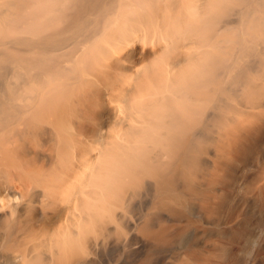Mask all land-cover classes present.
<instances>
[{
  "label": "rangeland",
  "instance_id": "1",
  "mask_svg": "<svg viewBox=\"0 0 264 264\" xmlns=\"http://www.w3.org/2000/svg\"><path fill=\"white\" fill-rule=\"evenodd\" d=\"M206 2L66 0L60 11L55 1L53 15L39 21L47 25L25 36L34 49L26 57L32 61L23 60L30 64L23 65V48L14 54L20 58L3 62L17 72L14 79L0 75V264H20L14 260L19 252L27 264H71L87 251V234L69 235L75 256L62 260L56 240L72 224L68 203L82 186L74 180L92 149L112 134L134 132L117 122L111 99L147 120L142 144L114 152L117 172L130 165L122 182L129 177L128 186L142 173L137 181L158 179L165 170L160 181L167 188L151 191L154 198L128 211L134 227L117 219L113 185L99 184L92 202L76 200L91 214L81 223L92 233L119 220V232L130 230L134 244L144 242L142 248L131 242L127 256L110 255L101 264H264V47L230 75L221 72L236 51L231 39L216 47L208 41L206 57L188 58L190 47L205 41L201 24L211 25L209 16L202 23L192 17L193 8L206 11ZM256 33L264 39V28ZM197 127L204 131L185 162L182 152L174 153L186 142L178 138ZM168 144L174 154L164 151L167 160L157 164L154 148ZM175 156L186 164L175 163ZM165 165L173 166L170 174ZM120 183H114L117 195L125 191ZM47 250L55 253L53 261Z\"/></svg>",
  "mask_w": 264,
  "mask_h": 264
},
{
  "label": "bare ground",
  "instance_id": "2",
  "mask_svg": "<svg viewBox=\"0 0 264 264\" xmlns=\"http://www.w3.org/2000/svg\"><path fill=\"white\" fill-rule=\"evenodd\" d=\"M55 1H56L57 5L59 3H61L60 6H58V7L56 5V8H58L57 10L62 11L66 0H64V1L63 0H55ZM55 1L53 2L52 0L51 1L50 0H0V75L4 76V77H2L3 78L2 80H4V78L6 77V74L13 75L14 74V72H12L13 70L15 71L14 75L16 76L17 69H15V68H17V67H15L13 70H10V69H12V67H14V66H11L13 64H10L12 62H9V64H6V65L11 66V67L4 65L5 62L11 61V60H8V57L12 59V57L14 58V57L18 56L20 58L22 55H24V58H22V61L24 59L28 60L27 59L28 57H32L29 55V52L31 54L34 49L33 50L31 49L32 44L29 42V38H31L30 37L31 34H29V33L32 32L34 28H38L40 26H41L40 28H42L45 25H47L46 22H39V21H41V20L45 21L51 12H52L51 15H53V13H54L53 10L55 9V7L53 9L52 6L55 5L54 4ZM70 1L72 3V0H70ZM73 1H75V3H76L77 0H73ZM50 2H52L53 4ZM72 4H71V6L73 7ZM206 4H207L206 5V7H207L206 11L202 12V13L198 12L195 8H193L192 9V17L194 18L195 21L200 22L201 20H205V18H207L209 16L210 18H208L206 20H209L211 25L210 24H209L210 26L208 25V23H209L208 21L206 23V25H208V26H206V27L204 24H201L198 32L200 31L199 34H201V36L204 37L205 41H202L203 43L200 45L191 46L189 51L187 52V57L188 58H196V57L202 58L203 56H205L204 54H206L205 52H207V48L211 46V44L209 42H212V45L216 47V46H218L219 43H221L222 41H225L226 39H228L227 41H229V42L232 40L233 42L232 41L231 42H232V44L234 43V47L236 48V51H234L235 48L232 46L234 48L232 51H234V52L232 53V55H229L230 58L225 59V60H227V62L226 61L224 62L226 64V66H225L223 71H222L223 68H221V71L223 73L220 71L221 74H223V75H230V73H232L233 70H235L239 66H241L244 58H246L250 53H256L258 51V49H261L264 47V39L257 37V33H256L258 30H260V29L262 30L264 28V0H208V2H206ZM65 7H66V5H65ZM46 16H47V18H46ZM44 17H45V20L43 19ZM202 22H204V21H201L200 23H202ZM40 23H41V25H40ZM43 23H45V24H43ZM26 35H28L29 38H28V36L25 37ZM31 42H32V40H31ZM29 46H30V49H29ZM20 49H22L21 52H23V53L20 52L21 56H19V54H17L15 56L14 54L18 53L20 51ZM42 52L45 53L44 51H42ZM206 56H207V54H206ZM26 60L23 61V65L32 61V59H31V61H29L30 58H29L28 62ZM28 64H30V63H28ZM11 75H9V76H11ZM14 75H13V79H14ZM7 77L5 78V80L7 79ZM1 82L2 81L0 80V84H1ZM111 102L117 110V122L119 124L126 125V127H128L129 130L131 129L132 132L133 131L134 132L133 133H131L130 131L124 132V133L117 132L116 134H112L108 137L106 144H102V143L96 144L94 149H92L93 151H92V154L90 156L91 159L88 158L90 161L86 160L83 163L81 170L78 172V174L75 177L74 181L75 182L80 181V183H82V186H81L80 191L78 192L79 195L78 196L76 195L77 197L75 198V201H71V203H68V208H69L68 218L71 220L72 224H70L66 228L65 232L62 233L61 236L57 238L56 244H57L58 248H61L60 255H61L62 260L69 259V256H72V255H73L72 258H70V259L73 260V257L75 256V253L73 254V251H72V243H71V238L69 239V235H82V234L86 235L87 234V236L89 237V238L87 237V239H89V246H88L89 248L87 247L88 248L87 251L85 250L83 252V254L80 253L82 255H80V256L76 255V256H78V257H76V259L77 258L78 259L77 260L75 259L76 261L73 260L74 261L73 262V261L69 260V261H71V264H101L102 261L104 263V260L106 261V259L110 258V255L113 256L114 254H115L114 256H118V255L121 256L122 255V257H125L123 255L126 254V256H127V253H129L128 252L129 245L132 242V240L134 239L133 238L134 236L131 235L130 230H129L130 234L129 233L126 234L125 232H122L121 229H120L121 232H119V230H118L120 228L119 224H118L119 220L117 222L114 221V222H109L106 224L104 223L105 225H103L102 228L99 225V227L101 229L100 230L98 229L97 233L96 232L92 233L93 232L91 230L92 226L90 224L87 223V224L83 225L81 223L83 218H85V217L87 218L88 216H91V214L89 212H85L83 209L79 208L77 205V202H76L77 199L83 200L85 202H92L91 197H93V194H94V192H96V190H99L98 189L99 184L106 186V189L112 187V185H113L116 189H114V187H112L111 189H109V191H111V193H113L114 191L116 192V190L119 189L117 187H120V186H118V184L114 185V183L115 182L116 183L122 182L123 178H125L126 175L130 174V172L128 171L130 165L128 168H127V166H126V168L124 167L125 172H127V171L129 172V173L127 172L128 174H126L124 172V169L123 170L120 169L121 171L117 172V171H119V169L114 168V163H115L114 160L116 159L115 156H116L117 150L119 148L130 149L135 144H142L143 143L142 137L145 136V131L147 130V129H145L147 126V120L140 113L133 114L132 112H130L127 109V107L121 101H116L114 99H111ZM212 111H213L212 109H209L208 111H205L206 113H204V112L203 113H204V115L206 114L205 117H207L208 115L213 113ZM173 123L174 124H172V122H171V124H172L171 128L172 129H174L173 126L175 125V120L173 121ZM179 125H181V124H179ZM171 128L169 130H172ZM177 129H178V126H177ZM189 130L184 132V134L188 133V135L190 137L188 136V138L187 137L185 138V135H184L183 136L184 138H182L183 134H180V137L178 138V139L181 138L182 141L185 139V141H186L185 145L181 144L184 141L179 143V144H181L180 148L178 147L179 144H177L178 149L177 148L176 149L178 151L174 148V145H173V149L176 150V151L174 150V153L175 152H177L179 154L181 152L183 153V155H182V156H184L183 161L185 160V157H187V155L192 151L191 150L192 146H194V147L196 146V144L198 143V141L200 139L199 135L202 134L204 131L203 127H199V128L197 127L196 131H194L192 129L194 131V133L189 134V132H188ZM192 130H191V132H192ZM176 131H174V134L177 135ZM181 131H183V130H181ZM135 132L136 133L138 132V133L136 134ZM155 133L156 132H154V136L156 135ZM160 133L157 132V134H160ZM152 135H153V133H152ZM152 135H150V136H152ZM167 136H169V134H167ZM173 137L174 136H170L169 138L172 139ZM161 138H162V136H161ZM175 139H174V141L173 140L172 141L176 143ZM181 139H180V141H181ZM152 140H154V139H152ZM159 141L161 144L164 143L161 140H159ZM180 141H178V142H180ZM156 143H154V144H156ZM158 143H157V145L161 147V144L159 143L160 144L159 145ZM171 144H173V143H171ZM157 145H156V149L154 148V150H156V151H154L152 153L153 154L152 158L155 159L156 163H157L158 159H160L161 157H162L161 158L162 160L165 159V161H166L167 160L166 157L164 158L163 156H165L166 152H168L167 147L169 148L170 144H168V146H166V147H165V145H167V144H165L164 146L162 145L164 147V148L162 147V150L160 148H158ZM181 146L183 147L182 151H181ZM170 147L172 148V146H170ZM188 147H190V150H188L189 149ZM163 149H166V150H163ZM164 151H166L165 155L162 156V154H164ZM170 151L173 152V150H171V149L169 150V152ZM188 151H190V152H188ZM114 152H116V153H114ZM170 153L167 155H170ZM174 153H171V154L173 155ZM175 155H178V154H175ZM171 156H169L170 159H172ZM172 157L174 158V156H172ZM177 157L175 156V163H177V161L179 162L178 158H182L181 156L178 158ZM188 157H190V156H188ZM188 157H187V159H189ZM167 158H168V156H167ZM161 159H160V161H162ZM183 161L179 162V163H183ZM185 162H186V160H185ZM185 162L183 164H186ZM167 163H168V161H167ZM167 163H166V165H167ZM169 163H170V160H169ZM157 164H156V167L161 170L162 167H159L161 164H159V165H157ZM164 164H165V162H164ZM166 165H165V169H169L171 167V166L170 167L167 166V168H166ZM172 165L174 166L173 169H175V165L173 164V162H172ZM177 166H178V164H177ZM131 167H134V166H131ZM136 167H138V166H136V164H135L134 170L136 171V173L141 174L142 172L138 171L139 167L138 168H136ZM179 167H180V164H179ZM163 168H164V165H163ZM126 169H128V170L126 171ZM173 169H172V171L174 172ZM176 169H177V167H176ZM115 170H116V172H115ZM132 170L130 169V171H132ZM112 171H113V174H111ZM157 171H158V169H157ZM161 172L162 173H160V174H163V175L158 177V179H155V178H157L155 175L153 177L147 176V178L144 177L143 180L137 181L139 179V177H138L139 175L135 176L134 178H138V179L135 182H132L134 179L130 178L133 180L130 183L127 181L129 184H128V186H126V183H124V182L129 179L130 175H128L129 177H126L127 179H125L124 182L120 183L122 185L125 184L124 185L125 191L122 190V191H124L122 193L119 190L120 194H122V195H120V194L117 195L118 191L116 192V194L113 193L114 195L112 194V196H111V193L109 194L110 197H113V198L117 197V199L115 198L117 200V203H118L117 204L118 206L116 209V217L118 216L117 219L123 220V223L127 222V225L129 224L132 227L137 225L136 221L133 218H131V216L130 217L128 216L129 215L128 211L132 210V208H134V209L139 208V207L141 208L144 206V204H146L147 200H150V197H151V199L154 198V197H152V195H151L152 193L150 194V192L155 191V193H156L159 190V188L164 185V184L162 185L160 179L162 178V176H164L165 170H161ZM173 172H171V174ZM116 173H123L125 175L122 177L123 174L122 175L120 174V179H119L118 178L119 174H116ZM168 173L170 174V169H169ZM157 174H158V172H157ZM141 175L144 176L143 173ZM142 176H140V179H142ZM115 177L121 181L117 182L118 180H116ZM131 177H133V176H131ZM170 179L167 178L168 181ZM163 180L162 181L164 183L168 182L166 179H163ZM173 181H174V179H173ZM171 183H172V181L169 182L168 185L172 186ZM165 187L167 188V185ZM166 188H165V190H166ZM163 189H162V191L164 192L165 190H163ZM158 192L156 194H158ZM105 204H107V202ZM106 206H104V207L107 208ZM142 216H140V217L142 218ZM140 217L138 215L137 219L140 220ZM133 229H136V227ZM133 229H132V231H133ZM133 234H135V233H133ZM132 243H133V245L136 244V247H138V248L145 247L144 242L142 240L137 239L135 241V244H134V242H132ZM33 251L34 250H32V252ZM35 253L37 254V252H35ZM43 254L46 256V259H49V261H51V260L53 261L55 258V253L52 250H47V251L43 252ZM32 256L34 257L36 255L32 254ZM120 256H119V258H120ZM14 258H15L14 260L17 262H20V264H27V263H25V260H28V259L24 258V255H22L20 252L16 253L14 255ZM65 261H67V260H65ZM30 263H31V261H30Z\"/></svg>",
  "mask_w": 264,
  "mask_h": 264
}]
</instances>
